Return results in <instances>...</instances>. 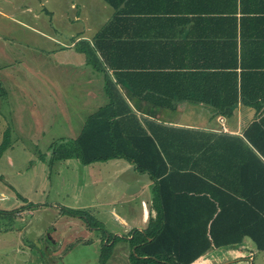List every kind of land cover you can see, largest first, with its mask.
<instances>
[{
  "label": "crops",
  "instance_id": "0c3cea01",
  "mask_svg": "<svg viewBox=\"0 0 264 264\" xmlns=\"http://www.w3.org/2000/svg\"><path fill=\"white\" fill-rule=\"evenodd\" d=\"M38 2L39 9H52L55 14V34L43 30L41 36L56 49H68L72 58L83 59L85 103L91 106L87 117L108 103L104 87L112 82L114 93L121 95L143 126L155 128V122L195 131L185 134L186 144L213 143L220 134L242 136L254 123L264 128V0ZM123 108L119 104L118 109ZM148 112L161 115L164 121ZM199 160L197 152V170L202 166ZM137 177L122 190L134 182L140 184ZM146 186L148 193L140 198L139 208L131 211L127 205L129 217L116 210V203L107 207L115 225L118 222L126 230L123 235L145 228L150 214L155 215L153 182L147 174ZM3 224L0 220L2 231ZM90 239L89 235L86 242ZM56 242L54 247L62 251L64 246ZM261 253L244 237L239 245L207 250L193 264H261Z\"/></svg>",
  "mask_w": 264,
  "mask_h": 264
},
{
  "label": "rangeland",
  "instance_id": "374dc122",
  "mask_svg": "<svg viewBox=\"0 0 264 264\" xmlns=\"http://www.w3.org/2000/svg\"><path fill=\"white\" fill-rule=\"evenodd\" d=\"M54 19L38 0H0V143L9 132L0 156V220L6 224L0 229V264H101L100 238L104 243L108 236L120 239L105 264H131L129 243L121 237L126 230L115 225L107 207L116 203L129 217L127 205L137 210L148 193L146 174L136 173L125 158L83 165L53 153L76 138L91 108L82 57L72 58L41 36L43 30L55 34ZM136 174L142 189L124 194ZM62 207L89 211L100 229ZM261 257L264 264V252Z\"/></svg>",
  "mask_w": 264,
  "mask_h": 264
},
{
  "label": "trees",
  "instance_id": "16d2710c",
  "mask_svg": "<svg viewBox=\"0 0 264 264\" xmlns=\"http://www.w3.org/2000/svg\"><path fill=\"white\" fill-rule=\"evenodd\" d=\"M86 55L91 61L92 55ZM92 66L106 73L101 65ZM114 87L105 82L108 103L86 118L72 142L56 147L53 153L58 159L76 158L83 165L125 158L152 180L155 215L150 214L145 228H133L121 236L129 243L130 263L193 264L207 250L239 245L244 237L264 252V128L254 123L242 136L220 134L213 143L186 144L185 134L195 131L155 122V128L143 126ZM119 104L124 108L119 110ZM146 115L164 121L159 114ZM8 138L6 131L0 156ZM60 211L81 217L91 229L101 227L89 211L70 207ZM118 239L108 236L104 240L101 264L107 262Z\"/></svg>",
  "mask_w": 264,
  "mask_h": 264
},
{
  "label": "water",
  "instance_id": "95a60500",
  "mask_svg": "<svg viewBox=\"0 0 264 264\" xmlns=\"http://www.w3.org/2000/svg\"><path fill=\"white\" fill-rule=\"evenodd\" d=\"M139 183L138 182H134L132 184H130V186L127 188L126 193L128 194H132L134 192H136L139 189Z\"/></svg>",
  "mask_w": 264,
  "mask_h": 264
},
{
  "label": "flooded vegetation",
  "instance_id": "af4514ba",
  "mask_svg": "<svg viewBox=\"0 0 264 264\" xmlns=\"http://www.w3.org/2000/svg\"><path fill=\"white\" fill-rule=\"evenodd\" d=\"M51 235V234H50ZM45 249H47V246L45 245ZM47 251V250H46ZM47 254H50V252L49 253H47ZM50 256V255H49ZM49 256H48V258H49ZM51 257V256H50ZM51 259L49 258V261H50ZM47 261V260H46Z\"/></svg>",
  "mask_w": 264,
  "mask_h": 264
}]
</instances>
